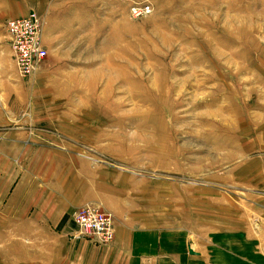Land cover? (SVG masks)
Listing matches in <instances>:
<instances>
[{
    "label": "rangeland",
    "instance_id": "obj_1",
    "mask_svg": "<svg viewBox=\"0 0 264 264\" xmlns=\"http://www.w3.org/2000/svg\"><path fill=\"white\" fill-rule=\"evenodd\" d=\"M133 2H148L151 10L130 15ZM2 5L34 10L47 21L41 32L47 52L25 77L13 73L10 53L0 57L6 78L0 88L12 90L0 92V145L23 130L48 133V152L96 168L107 191L120 189L121 199H106L113 207L94 203L113 226L110 210L129 209L138 225L185 228L202 263L212 261L207 241L216 229L222 236L228 227H264V0ZM2 158L4 171L11 160ZM17 176L12 171L4 182ZM12 218L0 220V264H27L10 249L24 237L2 235L20 225ZM112 239L92 243L104 248ZM83 259L63 264H88Z\"/></svg>",
    "mask_w": 264,
    "mask_h": 264
},
{
    "label": "crops",
    "instance_id": "obj_2",
    "mask_svg": "<svg viewBox=\"0 0 264 264\" xmlns=\"http://www.w3.org/2000/svg\"><path fill=\"white\" fill-rule=\"evenodd\" d=\"M4 1L0 0V19L20 16L27 12V10L25 12L9 11L2 5ZM3 27L4 24H0V57L7 55L6 52L11 55L8 42L4 41ZM13 73L18 75L16 66ZM18 77L21 76L18 75ZM1 78L6 79L0 66V86ZM13 88L15 89V85H12ZM0 92L10 94L12 90L10 87L3 86ZM0 113H2L1 106ZM31 119L29 121L32 122ZM17 121L29 123L24 118ZM33 121L35 122L34 119ZM47 134L45 136V133L38 134L23 130V132L4 137L6 142L0 145V163L4 156L11 160L4 171L0 165V208L2 210L0 220L2 222L8 217H13L12 220H15L16 217L20 221L18 228H4L2 235L10 237L20 235L24 237L25 242L15 247L16 249L10 248L6 242L4 247L6 252L9 251L8 248L14 252L18 249V252H21V259H26L27 264H37L35 260L43 261L38 264H50L46 262L48 256H53V260H56L53 261L54 264H63L66 258L68 261L85 258L83 260L88 264L263 263L264 227L261 224H259V230L254 232H250L249 228L246 230V226L228 227L227 230H222L225 231L222 236L221 229H216L207 241L211 245V253L204 254L211 256L212 261L206 260L205 263H202L204 259L201 256L202 252L196 249L194 253L192 252L190 248L192 242H188V232L185 228L169 226L166 223L162 228H156L155 224L138 225L137 221L130 222L129 218L135 217L131 216L129 209L118 213L115 209L110 210L114 216V237L107 247L93 245L94 241L84 238L85 236L73 237L72 232L76 226L71 215L75 208L89 203L112 206L106 199H121L120 195L123 194L120 193V189L119 192L107 191L104 188L103 178L97 177L96 168L91 167L87 170L83 163L81 166L79 160H71L64 152L56 150L48 152L49 146L45 142L48 138ZM12 171H18V179L10 184L4 182ZM98 172L102 173L101 169ZM221 238L224 239L221 240ZM105 250L103 257L98 256ZM70 252L72 255L69 254ZM91 255L95 256L92 258ZM81 263L82 261L79 262Z\"/></svg>",
    "mask_w": 264,
    "mask_h": 264
},
{
    "label": "built area",
    "instance_id": "obj_3",
    "mask_svg": "<svg viewBox=\"0 0 264 264\" xmlns=\"http://www.w3.org/2000/svg\"><path fill=\"white\" fill-rule=\"evenodd\" d=\"M151 10L148 2H133L128 7L130 15L139 16ZM4 32L11 49V57L19 76L25 77L34 71L46 55L42 44L41 19L34 10L25 15L5 19ZM94 203L84 204L72 213L76 229L72 236H85L105 245L114 234L113 218ZM264 264V262H263Z\"/></svg>",
    "mask_w": 264,
    "mask_h": 264
},
{
    "label": "bare ground",
    "instance_id": "obj_4",
    "mask_svg": "<svg viewBox=\"0 0 264 264\" xmlns=\"http://www.w3.org/2000/svg\"><path fill=\"white\" fill-rule=\"evenodd\" d=\"M39 19H41L40 15L37 13ZM41 30H42V19H41Z\"/></svg>",
    "mask_w": 264,
    "mask_h": 264
}]
</instances>
